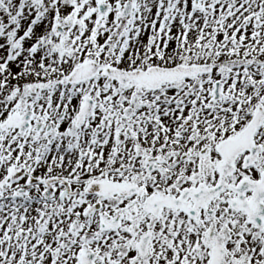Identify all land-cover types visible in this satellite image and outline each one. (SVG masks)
Returning a JSON list of instances; mask_svg holds the SVG:
<instances>
[{
  "label": "snow or ice",
  "instance_id": "obj_1",
  "mask_svg": "<svg viewBox=\"0 0 264 264\" xmlns=\"http://www.w3.org/2000/svg\"><path fill=\"white\" fill-rule=\"evenodd\" d=\"M0 264H264V0H0Z\"/></svg>",
  "mask_w": 264,
  "mask_h": 264
}]
</instances>
